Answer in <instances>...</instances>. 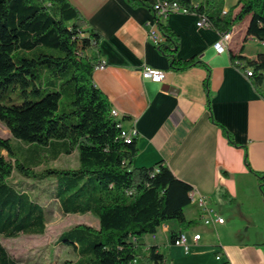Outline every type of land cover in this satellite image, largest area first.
I'll use <instances>...</instances> for the list:
<instances>
[{
    "label": "trees",
    "instance_id": "trees-1",
    "mask_svg": "<svg viewBox=\"0 0 264 264\" xmlns=\"http://www.w3.org/2000/svg\"><path fill=\"white\" fill-rule=\"evenodd\" d=\"M156 1L176 3L204 16L221 34L248 17L245 36L264 40V0H238L234 15V9L223 13V0H203L198 5L191 0ZM85 27L68 0H0V123L15 142L13 147L9 139L0 138V264H22L1 238L44 234L49 210L43 200L56 204L63 214L89 213L99 221L96 230L79 225L59 235L58 244L72 245L76 254L75 261L63 264L83 263V253L93 264H163L158 247L150 245L142 254L139 240L168 221L183 226L192 222L184 214L190 205L188 184L161 162L133 165L135 140L125 144L120 138L121 119L111 116L109 101L93 83L92 72L100 62L88 52L96 48L99 36ZM158 27L164 35L158 50L166 42L175 49L177 37L162 24ZM230 57L234 66L240 60L251 69L249 78L259 88L264 53ZM192 63L173 60L171 67L182 70ZM43 78L54 79L57 85L40 99L29 100V95L42 93ZM11 92L22 101L5 104ZM65 93L72 99L71 110L59 114ZM14 149L23 154L21 159ZM47 152L49 162L76 152L78 165L35 171L42 163L33 154ZM244 163L249 168L246 155ZM15 175L29 183L13 182Z\"/></svg>",
    "mask_w": 264,
    "mask_h": 264
},
{
    "label": "crops",
    "instance_id": "crops-1",
    "mask_svg": "<svg viewBox=\"0 0 264 264\" xmlns=\"http://www.w3.org/2000/svg\"><path fill=\"white\" fill-rule=\"evenodd\" d=\"M155 1L68 0L85 28L99 36L96 48L88 52L102 63L92 72L95 87L119 114L122 128L137 131L133 165L163 163L224 220L204 226L199 209L190 204L184 214L191 224H162L155 238L146 235L139 240L138 251L143 246L144 254L150 245L161 254L162 247L182 251V259L170 263L165 258L163 264H264V79L255 87L230 57L254 58L264 50L256 39L245 36L247 17L229 31L227 51L216 54L213 44L221 33L211 25L198 27L194 13H173L161 21L177 37V46L173 49L166 42L169 48L158 50L146 38ZM237 4L238 0H223V12L234 9L236 14ZM173 60H193V65L178 70L171 67ZM145 66L165 71L164 81L142 80ZM179 231L189 236L187 253L171 244V236ZM195 233L200 239L193 243ZM217 253L223 254L220 261Z\"/></svg>",
    "mask_w": 264,
    "mask_h": 264
},
{
    "label": "rangeland",
    "instance_id": "rangeland-1",
    "mask_svg": "<svg viewBox=\"0 0 264 264\" xmlns=\"http://www.w3.org/2000/svg\"><path fill=\"white\" fill-rule=\"evenodd\" d=\"M264 50V47H261ZM250 53H253L250 51ZM57 85L55 80L43 78L41 81V89L42 93L40 95L33 94L29 95L28 98L31 101H36L40 99L46 91L54 89L53 86ZM22 97L18 96L15 92L9 93L4 99L5 104L11 103H20L22 101ZM71 97L68 94H64L59 102V110L58 113H68L71 110ZM72 120L67 121L68 123ZM0 138L9 139L15 147V142L10 135L9 131L6 127L0 123ZM14 152L17 158L21 159L23 154L20 151L14 149ZM49 152L43 154H33V158L41 161V165L38 168H35V171H39L43 168H56V169H72L78 165V157L76 152L66 156L62 155L55 161H47ZM28 166H32L27 163ZM23 180L26 183H29L28 180L20 178L18 175H15L12 179L13 182ZM43 205L48 208V218L46 223V229L43 235L33 236V235H20L17 238H8L1 239L2 245L8 250V252L19 260L22 264H63L65 260L75 261L76 254L72 245L62 243L58 244V237L61 233L68 231L69 229L75 226H87L92 229L98 228L97 219L90 215H80V214H71L65 215L59 209H57V205L53 202H49L48 200L42 201ZM192 207L189 205L187 210ZM148 240V236L146 237ZM143 246H141L140 253L142 251ZM162 254L164 258L168 259H182V251L180 249L171 248L167 249L165 247L161 248ZM83 263L81 264H93L90 262L89 255L87 253H83ZM172 261V260H171ZM171 263V262H170Z\"/></svg>",
    "mask_w": 264,
    "mask_h": 264
},
{
    "label": "built area",
    "instance_id": "built-area-1",
    "mask_svg": "<svg viewBox=\"0 0 264 264\" xmlns=\"http://www.w3.org/2000/svg\"><path fill=\"white\" fill-rule=\"evenodd\" d=\"M153 6V12H152V25L149 27L146 38L149 40L155 47L160 46L163 42V33L159 29V24H161V21L165 19L168 15L173 13H179V14H188L189 12L183 8L178 6L176 3H159L155 1ZM224 13V12H223ZM208 25L209 23L207 19L204 16H199V20L197 22V26H203ZM231 40V34L223 33L220 35L219 39L213 44V49L216 54H222L227 51L228 44ZM258 41V40H257ZM258 43L264 47V40L258 41ZM235 66L238 68H243L245 75L249 78L252 76V71L248 67L245 66V63L240 60L234 61ZM95 68H102V63L100 62ZM165 71L154 69L151 67H143L140 70V77L142 80H148L152 83H162L165 79ZM264 75V72H263ZM110 114L112 117H114L117 121H120L119 114L111 109ZM117 127L120 128V138L123 140L125 144H131L133 140L137 137V131L135 128L131 129H124L121 126V122L117 124ZM190 204H194L199 209V221L204 226H213L215 224H222L224 222L223 218H221L217 212L208 205L207 199L195 192L193 189L190 190L188 193ZM152 238H155L154 234L152 235ZM200 239V234H193L191 237V241L193 243H196ZM171 244L175 247L182 248L185 253L189 251L190 242H189V236L182 231L177 232L173 240H171ZM223 258L222 253H217L215 255V259L217 261H220ZM220 264H229L227 261H222Z\"/></svg>",
    "mask_w": 264,
    "mask_h": 264
}]
</instances>
